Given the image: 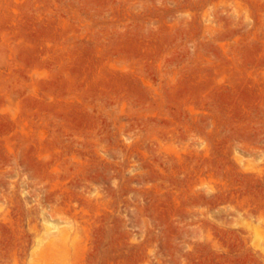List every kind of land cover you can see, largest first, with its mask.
<instances>
[{
    "label": "rangeland",
    "instance_id": "374dc122",
    "mask_svg": "<svg viewBox=\"0 0 264 264\" xmlns=\"http://www.w3.org/2000/svg\"><path fill=\"white\" fill-rule=\"evenodd\" d=\"M0 264H264V0H0Z\"/></svg>",
    "mask_w": 264,
    "mask_h": 264
},
{
    "label": "bare ground",
    "instance_id": "6f19581e",
    "mask_svg": "<svg viewBox=\"0 0 264 264\" xmlns=\"http://www.w3.org/2000/svg\"><path fill=\"white\" fill-rule=\"evenodd\" d=\"M43 223L45 224V226L48 228L49 231L53 228V224H51L48 220L43 219Z\"/></svg>",
    "mask_w": 264,
    "mask_h": 264
}]
</instances>
